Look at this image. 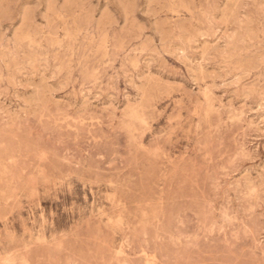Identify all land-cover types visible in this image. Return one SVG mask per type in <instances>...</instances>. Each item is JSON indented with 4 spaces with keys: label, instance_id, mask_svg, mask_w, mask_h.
<instances>
[{
    "label": "rangeland",
    "instance_id": "rangeland-1",
    "mask_svg": "<svg viewBox=\"0 0 264 264\" xmlns=\"http://www.w3.org/2000/svg\"><path fill=\"white\" fill-rule=\"evenodd\" d=\"M0 264H264V0H0Z\"/></svg>",
    "mask_w": 264,
    "mask_h": 264
}]
</instances>
